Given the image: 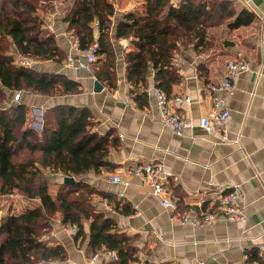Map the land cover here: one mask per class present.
I'll use <instances>...</instances> for the list:
<instances>
[{"label":"crops","instance_id":"obj_1","mask_svg":"<svg viewBox=\"0 0 264 264\" xmlns=\"http://www.w3.org/2000/svg\"><path fill=\"white\" fill-rule=\"evenodd\" d=\"M110 1L114 7L109 31L115 53L116 88L113 90L101 82L102 89L93 90L96 79L92 66L72 69L66 64L69 54L77 56L72 48L76 40L66 31L64 22L73 0H54L53 7L42 13L43 27L54 34L65 59L60 64L51 60L41 62L42 71L65 74L81 88L78 94L46 97L48 99L42 103L88 107L96 122L95 129L102 134L111 132L119 142L108 155L112 169L100 173L89 171L80 178L106 195L101 199L93 194L97 210L114 220L118 232L132 238L138 264H196L200 261L204 264H264V0H232L236 11L246 8L254 14L250 24L229 29L228 22H222L208 29L210 49L196 53L187 45L174 55L173 63L181 82L173 86L172 94L190 97L188 103L174 107L194 124L180 136L160 123L155 101L148 92L147 104L141 107L129 93L123 54L132 46L127 39L115 38V30L124 15L143 14V1ZM179 2L170 0L173 6ZM230 60L245 63L247 69L233 75L234 93L223 94V106L229 115L225 124L227 140L221 141L218 135L199 128L197 120L210 105L207 84L219 82ZM152 83L150 77L148 87ZM24 96L23 101L29 106L27 119H31L32 126L40 128L42 109L46 106H35L40 100L34 94ZM148 162L161 165L169 175V191L177 204L176 210L164 208L147 186L130 175L133 165ZM112 174L119 175L121 182H111ZM233 189L238 191L239 203L245 207V222H231L219 216L203 225L181 222L185 216L200 217L203 212L214 211L217 196ZM22 202L26 207L20 210L14 209V205L0 209V220L2 216L19 215L32 209L37 200ZM116 202L118 207L130 208L132 212L116 211ZM50 229L45 240L48 244H60L66 259L38 264H112L110 262L114 261H91L95 250L89 246L88 220L84 221V236L77 240L74 239L75 228L62 225L59 214L51 218ZM250 252L254 258L248 256Z\"/></svg>","mask_w":264,"mask_h":264},{"label":"trees","instance_id":"obj_2","mask_svg":"<svg viewBox=\"0 0 264 264\" xmlns=\"http://www.w3.org/2000/svg\"><path fill=\"white\" fill-rule=\"evenodd\" d=\"M142 1L143 14L124 15L115 30V38L127 39L132 46L123 54L125 78L140 107L147 104L150 77L155 87L174 96L172 88L181 82V76L173 57L180 47L190 45L196 53H203L212 45L210 27L228 22V28L235 29L254 19L246 8L236 11L232 0H180L177 6L170 0ZM53 2L0 0V100L5 99L4 91L21 92L18 101L0 109V208L13 193L37 200L35 207L22 214L1 217L0 264L65 260L64 248L45 240L55 214L60 215L62 225L75 228V240L84 236V221L88 220L89 246L114 250L117 260L110 263L138 264L132 238L118 232L114 220L97 210L93 194L101 199L106 195L80 179L89 171L113 168L108 155L118 147V139L111 132L102 134L95 129L96 122L86 106L58 102L46 106L40 128L27 119L25 94L61 97L81 91L80 84L67 75L16 64L9 53L12 47L22 57L62 63L63 51L54 34L43 27L42 13L50 10ZM113 14L110 0H73L64 17L66 31L79 50L97 42L92 75L110 90L116 88L115 53L109 35ZM55 173H61L62 178ZM65 177L76 180L64 183ZM114 208L123 214L132 212L118 207L117 202ZM248 256L255 257L253 252Z\"/></svg>","mask_w":264,"mask_h":264},{"label":"built area","instance_id":"obj_3","mask_svg":"<svg viewBox=\"0 0 264 264\" xmlns=\"http://www.w3.org/2000/svg\"><path fill=\"white\" fill-rule=\"evenodd\" d=\"M97 42L94 41L91 46L85 50H79L77 45L72 46L77 53L74 58L70 54L66 57V64L72 69L88 68L97 60L96 49ZM78 57H81L79 59ZM19 65L26 67L32 66L35 60L19 56ZM247 69L245 63L236 62L233 60L227 61L226 72L219 82L209 83L206 90L210 95V105L207 111L201 114L197 120V126L206 133L216 134L221 141L227 140L225 133V124L228 119V109L223 106V94L232 95L234 93L233 75L237 72H242ZM148 94L154 99L156 109L159 116V121L162 125L168 127L174 135H182L185 129H191L193 122L190 118L184 116L175 109L176 104L188 103L190 97L188 95L168 97L166 93L152 83L147 87ZM20 93L16 92L11 98L12 102L18 101ZM130 175L136 178L142 185L147 186L151 194L158 198L160 204L171 211L177 209V204L170 196L169 191V175L163 170L159 164L148 162L135 164L129 171ZM58 178H62L61 173L54 174ZM111 182H121V177L117 174L109 176ZM239 194L236 189L229 192H224L217 196V205L214 211H206L201 213L200 217L196 215L192 218L183 217L181 222L183 224L203 225L209 224L219 216L231 222H245L246 213L245 207L239 203ZM217 211V212H216ZM108 259L117 260V254L114 250H109L103 246L97 248L91 256V261ZM196 264H204L203 262H196Z\"/></svg>","mask_w":264,"mask_h":264},{"label":"rangeland","instance_id":"obj_4","mask_svg":"<svg viewBox=\"0 0 264 264\" xmlns=\"http://www.w3.org/2000/svg\"><path fill=\"white\" fill-rule=\"evenodd\" d=\"M43 15V14H42ZM9 53L12 55V57H13V59H14V63H16V64H18L19 63V54L18 53H16L13 49H12V47L9 49ZM65 60V59H64ZM45 61H47V60H45ZM43 63L44 61L43 60H35L34 61V63L32 64V66H30V67H32L33 69H35V70H37V71H42V68H41V66H40V63ZM45 63V62H44ZM56 63V62H55ZM95 67V66H94ZM94 67H92V70L94 69ZM47 73H53V72H49V71H47ZM0 89H2L1 87H0ZM5 92V99L3 100H0V109H4V108H6V107H8L9 105H10V103H11V98H12V96L14 95V94H16V92H19L20 93V98H21V92L20 91H16V92H8V91H4ZM26 95H28V94H25V96ZM34 95H36V97H37V99H39L40 101H38V102H36L35 104L34 103H32V104H34L35 106H39V105H44V106H47V105H49L51 102H46V103H42V100H46V99H48V98H46V97H48V96H43V95H37V94H34ZM24 96V97H25ZM19 98V99H20ZM52 98H56V97H50V99H52ZM1 99V98H0ZM43 108V107H42ZM30 111V113H31V109L29 110ZM30 118H29V122H30ZM32 120H33V117H32ZM31 123V122H30ZM49 173H47V175H48ZM51 174V173H50ZM49 174V175H50ZM58 179V178H57ZM59 180V179H58ZM13 195V196H12ZM9 198L7 197V198H5V199H8L7 200V202L5 201V199L3 198V201H5V203L9 206V207H13V205L15 206L14 207V209H18V210H20V209H23V207H26L25 206V203H23L22 202V200H26V199H24V198H22L20 195H18L17 193H13ZM22 198V200H20ZM3 201H2V203H3ZM5 207L6 206H3V207H1L0 209H5Z\"/></svg>","mask_w":264,"mask_h":264},{"label":"water","instance_id":"obj_5","mask_svg":"<svg viewBox=\"0 0 264 264\" xmlns=\"http://www.w3.org/2000/svg\"><path fill=\"white\" fill-rule=\"evenodd\" d=\"M101 89H102V85L100 84V82L98 80H94V82H93V90L96 91V92H98ZM62 181L64 183H69V184L75 182V180H74L73 177H65V178H63Z\"/></svg>","mask_w":264,"mask_h":264}]
</instances>
